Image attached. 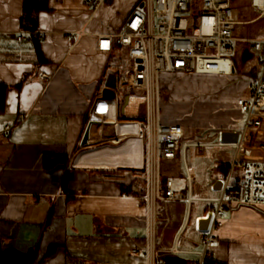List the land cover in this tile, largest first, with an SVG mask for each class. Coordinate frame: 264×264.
I'll list each match as a JSON object with an SVG mask.
<instances>
[{
	"label": "crops",
	"instance_id": "1",
	"mask_svg": "<svg viewBox=\"0 0 264 264\" xmlns=\"http://www.w3.org/2000/svg\"><path fill=\"white\" fill-rule=\"evenodd\" d=\"M96 1L49 0V8L39 13L38 30L29 33L21 25L24 0H0V83L7 86L0 113V249L31 252L33 264H145L143 255L131 252L144 246L146 235V142L133 136L136 109L123 117V98L118 106L117 94L108 99L107 119L119 120V133L129 136L112 143L113 126L95 125L94 141L83 143L92 102L103 97L110 75L118 79L126 57L124 46L99 51L97 34L119 29L138 0H103L95 6ZM80 30L86 34L77 39L73 33ZM254 75L164 72L161 119L181 124L188 141H220L223 131L243 128L245 114L236 100L249 95ZM196 91L204 96L196 97ZM209 130L217 140L200 139L209 138ZM108 147L113 152L106 156ZM191 151L207 154L198 167L190 165ZM235 153L232 147L187 150L194 195L217 194L215 184L227 175ZM239 157L244 163L264 161V117L260 127L246 132ZM161 169L163 183L173 179L179 197L159 202L160 245L170 248L185 223L187 182L180 157L163 160ZM179 173L184 186L176 182ZM209 207L193 204L181 247L199 245V221ZM225 216L208 264H264V206L227 205Z\"/></svg>",
	"mask_w": 264,
	"mask_h": 264
},
{
	"label": "built area",
	"instance_id": "2",
	"mask_svg": "<svg viewBox=\"0 0 264 264\" xmlns=\"http://www.w3.org/2000/svg\"><path fill=\"white\" fill-rule=\"evenodd\" d=\"M103 0H97L98 6ZM233 0H138L123 25L110 33L97 34L99 51H112L115 46L125 47L124 68L116 80L115 92H123L121 116L135 110L136 131L133 136L146 142V191L143 196L146 209V235L142 247H133L132 253L145 257V264H208L211 249L219 241L218 230L224 225L227 205L245 203L255 207L264 206V161L244 163L240 152L244 147L246 132L258 128L264 117V38H240L235 35L238 25L248 24L264 17V0H248L257 16L240 21L235 17ZM32 33V31H28ZM84 30L73 33L80 39ZM44 34L41 33V36ZM22 34L17 39L22 40ZM244 42L251 57H258L259 68L249 83V95L237 98L236 105L245 114L244 126L236 141L192 142L184 137V127L166 123L161 119L160 75L216 74L231 77L238 73V63L233 57L234 43ZM50 78V74H43ZM132 90L142 91L137 94ZM137 107L135 108V104ZM110 102L95 97L89 110L86 129L93 142L91 130L95 125H112V143H119L129 134L119 133V120H108ZM11 130L10 125L4 132ZM190 147L202 152L207 147H232L236 149L229 162L227 175L216 195L196 196L193 193L194 173L187 161ZM180 157L187 182L184 196L186 202L185 223L170 248L160 245L159 202L178 199L173 179L163 183L162 161ZM237 169L242 172L237 173ZM196 202L207 203L210 222L206 229L198 228L199 245L183 248L180 239L188 223L192 206ZM176 257V258H175Z\"/></svg>",
	"mask_w": 264,
	"mask_h": 264
},
{
	"label": "rangeland",
	"instance_id": "3",
	"mask_svg": "<svg viewBox=\"0 0 264 264\" xmlns=\"http://www.w3.org/2000/svg\"><path fill=\"white\" fill-rule=\"evenodd\" d=\"M233 7L235 10V17L237 20L240 21H247V20H251L253 18H255L257 16V13L250 8V6L248 5V0H233ZM235 35L237 37L240 38H264V17L255 20L251 23L248 24H241L237 26ZM234 48H235V53H234V58L238 61V75L240 73L244 74V75H252V74H256L258 73V68H259V59L258 57L254 56L251 57L247 60V62L245 64H243V59H242V53L243 50L245 49V44L244 42H235L234 43ZM232 77V76H231ZM132 92L140 94L142 93V91H137V90H132L130 89ZM163 92H166V90H163ZM196 97H203L204 93L201 91H196L195 93ZM123 98V92L122 91H117V96L115 98V103L118 106V102H120V100ZM113 102V101H112ZM137 104H135V108L137 107ZM166 112L171 113L173 110V107H169L168 109L165 108ZM168 110V111H167ZM133 119V118H132ZM241 123L238 122L235 125V129H240L241 128ZM208 130V129H207ZM128 131H131V129H128ZM205 132H209L211 135L209 138H207V136L205 135L204 137L200 138L203 140H217L218 138L214 136V131L213 130H209V131H205ZM136 142V141H135ZM134 142V144H135ZM140 145V142H136V145ZM93 149H98V148H93ZM113 152L110 147L106 148V156L110 155L109 153ZM227 152V150H226ZM204 156V157H203ZM79 157L80 158H85V152H80L79 153ZM207 154H203L202 156L199 155H195L194 152H189V160H190V165L192 166H196L198 167L199 164H202V162L204 161L203 158H206ZM176 182L180 185V186H184V180L182 178V176L179 174H177V176H175ZM204 194V193H203Z\"/></svg>",
	"mask_w": 264,
	"mask_h": 264
},
{
	"label": "trees",
	"instance_id": "4",
	"mask_svg": "<svg viewBox=\"0 0 264 264\" xmlns=\"http://www.w3.org/2000/svg\"><path fill=\"white\" fill-rule=\"evenodd\" d=\"M48 1L49 0H24V11L21 16V25L24 30L32 31V33L38 30L39 13L49 8ZM122 70L119 71L118 76H120ZM6 89L7 86L0 83V113L5 109ZM46 165L49 166L48 159L46 161ZM226 166L228 169L229 165ZM52 250L53 247L49 250V253H52ZM177 262H179L178 259H173L169 261V264H174ZM0 264H33V255L31 252L27 254H21L13 250L3 251L0 249Z\"/></svg>",
	"mask_w": 264,
	"mask_h": 264
},
{
	"label": "water",
	"instance_id": "5",
	"mask_svg": "<svg viewBox=\"0 0 264 264\" xmlns=\"http://www.w3.org/2000/svg\"><path fill=\"white\" fill-rule=\"evenodd\" d=\"M248 57H251V52L249 50H245L243 53V60L247 59ZM115 86H116V77L114 75H110L105 87L103 89V97L105 99H112L116 96L115 92ZM89 137V129L87 128L85 130V134L83 137V143H86ZM239 138V131H223L221 133V139L224 141H236ZM222 185V181L219 180L215 184V188H220ZM210 215H208L205 218L200 219L199 221V227L201 229H206L210 222Z\"/></svg>",
	"mask_w": 264,
	"mask_h": 264
}]
</instances>
